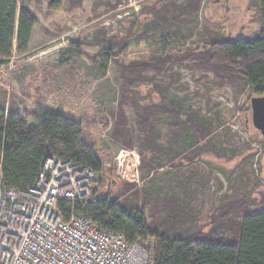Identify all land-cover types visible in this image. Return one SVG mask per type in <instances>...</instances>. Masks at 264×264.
<instances>
[{"label": "rangeland", "instance_id": "374dc122", "mask_svg": "<svg viewBox=\"0 0 264 264\" xmlns=\"http://www.w3.org/2000/svg\"><path fill=\"white\" fill-rule=\"evenodd\" d=\"M53 1L58 8H50L52 0H26L39 23L31 32L27 50L18 52L14 39L11 55L0 68V105L25 117L43 107L80 120L83 140L94 146L104 175L103 180L96 181L92 197L119 198L128 184L149 188L151 202L141 201L140 207L146 222L159 229V221L168 211L160 193L169 192L178 181L191 176L185 194L182 189H175L180 198L177 202L188 207L184 213L194 217L192 224L185 219L188 228L207 234L215 227L207 234L209 238L235 242V226L229 227L219 218L220 204L227 202V197L247 193L251 208L264 207V135L252 124L249 90L227 84L219 86L211 74L202 78V71L175 67L180 78L178 83L169 85L168 97L186 94L193 107L200 106L203 111L207 107L218 109L222 126L216 132V140L223 150L220 157L207 154L189 163L185 160L174 167L168 164L148 173L140 166L139 148H127L123 142L126 136L115 127L121 114L128 129L139 131L133 104L124 103L122 98L120 73L111 61L103 66L100 58L92 56L107 48V41L101 39L103 31L105 37L126 44L116 57L117 63L122 64L146 60L161 48L179 53L189 47H201L197 39L205 27L224 36L254 38L261 30L257 0H201L195 21L188 18L186 22H171L165 29H153L145 36L144 26L156 17L145 8L183 0H108L114 7L104 3L94 6L96 0H80L78 6L70 9L71 0ZM177 27L179 34L175 33ZM189 30L193 34L189 35ZM156 79L162 87L170 80L167 75ZM134 88L137 107L167 102L152 88V83L137 84ZM194 91L200 94L193 95ZM158 127L162 139L167 137L166 125L159 122ZM231 153L235 154L229 158ZM216 215L217 224L212 226L211 219ZM154 241L149 237L143 243L151 250Z\"/></svg>", "mask_w": 264, "mask_h": 264}, {"label": "trees", "instance_id": "16d2710c", "mask_svg": "<svg viewBox=\"0 0 264 264\" xmlns=\"http://www.w3.org/2000/svg\"><path fill=\"white\" fill-rule=\"evenodd\" d=\"M53 2L50 8H58V3ZM257 2L261 30L254 38L224 36L205 27L202 33L198 32L197 41H200L201 47H189L179 53H169L161 48L160 52H153L146 60H134L128 64L117 63L116 60L126 44L105 37L103 31L101 39L107 41V48L92 57L100 58L103 66L111 61L120 73L122 98L124 103L133 104L139 131L136 133L132 128L128 129L125 116L121 114L115 127L120 135L126 136L123 142L127 148H139L142 170L152 173L168 164H174V167L185 160L189 163L207 154L220 157L223 150L216 140V132L222 126L218 109L207 107L203 111L200 106L193 107L186 94L168 97L169 85L178 83L180 78L175 67L185 66L202 71V78L211 74L219 86L246 87L252 96L264 94V0ZM99 3L114 7L108 0H96L94 6ZM79 4L80 0H71L68 8ZM200 8L201 0L169 1L160 7L153 4L144 10L153 11L156 17L144 26L142 35H148L153 29H165L166 25L178 20L186 22L190 18L195 21ZM38 23L26 0H0V68L11 55L14 39L18 52L27 50L31 32ZM179 32L177 27L175 33ZM191 34L193 30H189ZM76 43L79 44V41ZM160 75H167L170 79L164 87L156 81ZM147 82L152 83V88L167 100L166 103L137 107L134 86ZM199 94L198 91L193 92V95ZM159 122L167 127L164 139ZM134 142H137L136 147ZM50 154L79 166L91 167L96 181L103 180L94 146L83 140L80 120L43 107H38L33 116L25 117L0 105V179L5 186L24 188L32 185L44 158ZM190 177L173 184L169 192L160 193L164 208L168 210L159 221L160 229L146 222L140 207L141 201L151 202L149 188H138L134 184H128L115 199L109 196L74 201L60 199L57 212L64 221L68 220L72 210L81 212L91 218L99 230L122 233L130 242L137 240L149 251L148 264H264V207L260 210L251 208L247 193H241L240 197L234 195L231 199L224 194L227 202L220 204L219 218L223 223H229V227L235 226L236 241L223 242L215 236L209 238L207 234L216 228L210 229L207 234L197 229L190 230L188 227L194 217H187L184 212L188 207L177 202L180 198L175 189L180 188L185 194L190 186ZM187 218L189 224L185 221ZM216 218L218 215L212 217V226L217 224ZM149 237L155 240L151 250L143 243Z\"/></svg>", "mask_w": 264, "mask_h": 264}, {"label": "built area", "instance_id": "2783aa9c", "mask_svg": "<svg viewBox=\"0 0 264 264\" xmlns=\"http://www.w3.org/2000/svg\"><path fill=\"white\" fill-rule=\"evenodd\" d=\"M95 184L91 167L53 154L28 187L0 179V264H148L149 251L137 240L101 231L75 210L66 221L59 216L60 199L87 200Z\"/></svg>", "mask_w": 264, "mask_h": 264}, {"label": "water", "instance_id": "95a60500", "mask_svg": "<svg viewBox=\"0 0 264 264\" xmlns=\"http://www.w3.org/2000/svg\"><path fill=\"white\" fill-rule=\"evenodd\" d=\"M250 109L253 126L264 135V94L250 98Z\"/></svg>", "mask_w": 264, "mask_h": 264}]
</instances>
